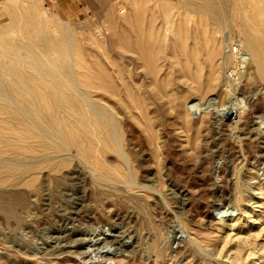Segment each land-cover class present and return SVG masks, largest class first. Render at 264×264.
I'll list each match as a JSON object with an SVG mask.
<instances>
[{
  "label": "rangeland",
  "instance_id": "374dc122",
  "mask_svg": "<svg viewBox=\"0 0 264 264\" xmlns=\"http://www.w3.org/2000/svg\"><path fill=\"white\" fill-rule=\"evenodd\" d=\"M248 35L264 0H0L10 95L23 43L71 74L37 124L0 101V264H264V64L226 51Z\"/></svg>",
  "mask_w": 264,
  "mask_h": 264
},
{
  "label": "bare ground",
  "instance_id": "6f19581e",
  "mask_svg": "<svg viewBox=\"0 0 264 264\" xmlns=\"http://www.w3.org/2000/svg\"><path fill=\"white\" fill-rule=\"evenodd\" d=\"M237 1H239V0H237ZM261 1H263V0H261ZM218 6L219 5L214 3V2H212V4H208V3H206V1H204V2H202V4H197V2L196 3L190 2V5L188 7L193 9L194 12L208 13L211 16V18L213 19V21H216L218 23H222L223 22V17H222L223 13L221 15L222 18H220ZM221 7H223V6H221ZM227 39H229V38H227ZM245 40L248 44L249 52H246V50H244L239 55H235V57L237 58V61L239 60V62H240V65L242 68L241 69V73H242L241 75L242 76H244V74L247 72V69L249 67L248 65L253 60H257V61L259 60L262 64H264V45H263L264 43L262 41L255 40L250 35H248ZM43 46H45V47L41 51H38L37 48H35V46L30 44V43H23L21 46L29 54L27 57H25V60L28 61L30 63V65L33 66V68L35 69L32 74H28V73H25L23 71H17L14 66L9 67V69H11L10 71L15 73V74H13L12 78H14L18 84V95H16V94L10 95V93H9L10 91L8 92L9 89L7 90V88H6V82H5L6 80L1 78V72H0V101L4 102L5 105H7V106L15 108V110H17V112L15 111L17 114H18V112L21 113V115L18 114V115L12 116V117H14L13 118L14 121H16V123L18 121V123H20L21 125L29 126V125L35 124L36 118L33 115L34 111H38V109H42L43 112H45L46 108L41 107L42 105L40 104V103H42L41 99H43L44 97L48 96L51 98L52 103L58 102V104H59V102H60L59 96L60 95H58V94H59L60 90H62L64 88V85H63V79L64 78L67 77L68 82L71 84L70 72L68 71V72L64 73V76L62 77L60 72L59 73L57 72L58 71L56 68L57 64H55V62H53L48 56L46 44H43ZM226 51H228V50H226ZM19 53H21V51L20 52L17 51V54L15 55L16 58H19V56H21L22 53L21 54H19ZM233 58H234V56H233ZM231 60L232 59H230L228 56L225 57L224 58V61H225L224 64H226L227 62H229ZM73 75H75V74H73ZM38 80H42L43 83H40ZM74 82H75V80H74ZM40 87H44L46 90L44 92H41ZM69 88H71L72 91L75 93V90L73 89L72 86H69ZM79 91H80V89H79ZM81 96H82V94H81ZM81 96H80L81 100L87 102L86 97H83V96L81 97ZM18 97H19V101H18ZM89 102H87L88 108L90 110H92L93 112H96L99 109V106L97 107L98 108L97 109V108L93 107L92 104ZM235 108H237V107H235ZM219 110L223 112V116L224 115L228 116V113L226 112V110H224V109H219ZM111 113H112V111H111ZM111 113H110V115H111ZM99 114H101V113L99 112ZM240 117H241L240 112L233 115V118L237 119V120H240ZM45 118H47V120L49 121V125L53 128V133H50V134H52V136L55 137V139H54V137H53V139L56 140V143H58V142L60 143V147L61 146L66 147V144H65L66 138L65 137L66 136L69 137L70 136L69 133L66 131H63V129L60 128V126H62V125H59L57 123L58 120L56 122V120L51 119L47 115H45ZM112 121H114V120H112ZM260 123L264 124V120H261ZM36 124H37V122H36ZM112 127H113V125H112ZM115 128H116V125H115ZM16 129L13 130V134L17 135L19 130H16ZM113 130H114V128H113ZM43 131H45V130L43 129L42 132ZM46 133L49 134V131ZM46 133H43V135H46ZM83 151H85V150H83ZM224 209L225 208H223V207L219 208V211H220L219 213L224 214L225 212H228V211L233 213L235 211V207H232V206L229 207L227 210L226 209L224 210ZM96 252H98V251H96ZM89 256H90V260L92 262L95 259L99 260L101 257L100 255H98V253H95V254L89 253Z\"/></svg>",
  "mask_w": 264,
  "mask_h": 264
},
{
  "label": "built area",
  "instance_id": "2783aa9c",
  "mask_svg": "<svg viewBox=\"0 0 264 264\" xmlns=\"http://www.w3.org/2000/svg\"><path fill=\"white\" fill-rule=\"evenodd\" d=\"M228 51H229L230 54L232 53L234 55H238V54H240L241 48H240L239 44L235 43V44L230 45L228 47ZM228 76L230 78H235V76H236L235 71L233 69L228 70Z\"/></svg>",
  "mask_w": 264,
  "mask_h": 264
}]
</instances>
